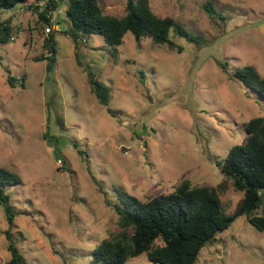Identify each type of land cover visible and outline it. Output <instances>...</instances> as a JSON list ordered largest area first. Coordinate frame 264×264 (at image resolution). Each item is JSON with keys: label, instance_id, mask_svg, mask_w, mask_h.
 <instances>
[{"label": "rangeland", "instance_id": "obj_1", "mask_svg": "<svg viewBox=\"0 0 264 264\" xmlns=\"http://www.w3.org/2000/svg\"><path fill=\"white\" fill-rule=\"evenodd\" d=\"M149 1L159 17L174 18L204 42L172 31L182 52L150 39L138 46L131 34L119 47L96 34L76 45L62 2L53 12L57 56L48 73L47 61L34 60L46 53L37 27L48 24L18 8L0 14V23L24 26L0 43V164L21 178L6 192L27 264H91L92 251L120 231L108 202L123 195L148 201L184 179L217 186L224 180L218 163L243 144L245 125L264 117V101L231 76L252 66L264 77V0ZM99 2L105 14L126 13L127 0ZM88 72L109 89L108 106L92 93ZM242 198L228 182L224 212H236ZM8 230L0 205V264L11 259ZM126 264L153 263L143 254ZM196 264H264V231L239 216Z\"/></svg>", "mask_w": 264, "mask_h": 264}, {"label": "trees", "instance_id": "obj_2", "mask_svg": "<svg viewBox=\"0 0 264 264\" xmlns=\"http://www.w3.org/2000/svg\"><path fill=\"white\" fill-rule=\"evenodd\" d=\"M62 2L67 6L66 18L70 24L66 34L76 45L96 34L102 36L107 45L119 47L124 37L131 34L138 46L150 39L156 45L182 52V47L171 39L172 31L175 36L198 45L204 42L201 36L191 34L174 18L155 14L149 0H127L123 17L105 14L99 0H0V14L3 10L23 7L37 16L38 24L51 26L53 12ZM204 8L214 20L216 14L211 4ZM11 24V19L0 24V32L4 30L1 44L11 41ZM43 46L46 53L34 60L47 61V72H54L57 56L54 32L45 39ZM88 73L92 93L101 105L108 106L109 89L92 72ZM231 76L264 101V77L254 67L236 69ZM7 80L11 87H16L14 77L9 75ZM59 122L63 128L62 120ZM245 126L247 134L243 144L232 147L226 158L218 163L224 180L217 186L194 185L191 180L184 179L173 192L151 197L148 201L123 195L115 205L108 202L118 216L120 231L101 241L92 251L91 264H126L143 254L153 264H196L202 249L228 230L239 216H245L253 226L264 231V117L252 118ZM20 182L17 174L0 164V205L11 228L6 231L11 259L5 264H27L12 233L18 212L6 192L8 187ZM228 182L243 194L236 212L230 215L224 212L221 201Z\"/></svg>", "mask_w": 264, "mask_h": 264}, {"label": "crops", "instance_id": "obj_3", "mask_svg": "<svg viewBox=\"0 0 264 264\" xmlns=\"http://www.w3.org/2000/svg\"><path fill=\"white\" fill-rule=\"evenodd\" d=\"M18 8V11H19V13H25L26 11H28V10H26L25 8H23V7H17ZM16 9V8H15ZM14 9V10H15ZM54 20V19H53ZM36 22H37V17H36ZM21 23L23 24V22L21 21ZM1 24V23H0ZM11 26H12V29H14V27H16L17 29H23L24 28V26H18V25H16V23L15 22H13L12 21V24H11ZM37 28H39V30H41L40 32L42 33V34H44V32H43V29H42V26H39V27H37ZM29 29H30V27H29ZM54 29H55V31H56V29H57V25H54ZM3 31V30H2ZM1 31V32H2ZM0 32V33H1Z\"/></svg>", "mask_w": 264, "mask_h": 264}, {"label": "built area", "instance_id": "obj_4", "mask_svg": "<svg viewBox=\"0 0 264 264\" xmlns=\"http://www.w3.org/2000/svg\"><path fill=\"white\" fill-rule=\"evenodd\" d=\"M42 29H43V32H44V36L45 37H49L50 34L53 33V28L49 25H42ZM16 36H12L11 37V40H15Z\"/></svg>", "mask_w": 264, "mask_h": 264}, {"label": "water", "instance_id": "obj_5", "mask_svg": "<svg viewBox=\"0 0 264 264\" xmlns=\"http://www.w3.org/2000/svg\"><path fill=\"white\" fill-rule=\"evenodd\" d=\"M4 34V30L0 33V38L3 36Z\"/></svg>", "mask_w": 264, "mask_h": 264}]
</instances>
